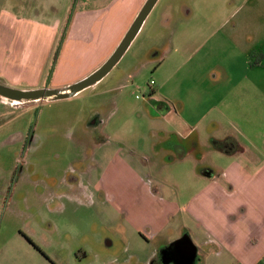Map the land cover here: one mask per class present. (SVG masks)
Wrapping results in <instances>:
<instances>
[{
	"label": "rangeland",
	"instance_id": "374dc122",
	"mask_svg": "<svg viewBox=\"0 0 264 264\" xmlns=\"http://www.w3.org/2000/svg\"><path fill=\"white\" fill-rule=\"evenodd\" d=\"M77 5L83 13L99 11L91 0H79ZM75 7L63 24L51 17L60 10H35L34 30L30 37L29 32L20 37L27 39L23 58L39 66L43 61L29 75L36 82L27 81L24 73L11 74L6 65L9 76L0 78L1 85L17 90L64 88L108 60L127 31L113 48L105 49L110 40H92V28L85 24L94 17L86 16L81 28L72 32ZM211 7L222 9L214 14ZM28 13L17 17L24 19ZM210 15L221 21L233 19L228 30L238 19L264 24V0H160L125 57L96 86L55 102L14 105L0 100V171L5 174L0 178L5 177L2 183L11 180L0 210V264H150L158 249L187 235L182 224L186 229L190 223L179 216L156 234L130 219L144 203L149 213V207L161 200L186 208L198 191V186L195 191L187 183L188 170L172 165L176 154L161 145L158 134L172 126L156 114L148 92L152 81L157 84L153 89L161 86L179 64L182 69L166 85L168 92L198 99L206 91L211 95L218 91L214 85H198L192 73L196 60L172 55V40L179 37L181 42ZM259 32L264 38V25ZM159 52L165 53L166 62L158 70ZM204 56L215 67L240 57V52L237 56L231 48L228 53L209 49ZM14 59L4 56L5 63ZM211 71L209 77L215 74ZM179 78L183 83L178 84ZM225 162L231 161L227 157ZM150 186L153 197L147 194Z\"/></svg>",
	"mask_w": 264,
	"mask_h": 264
},
{
	"label": "crops",
	"instance_id": "0c3cea01",
	"mask_svg": "<svg viewBox=\"0 0 264 264\" xmlns=\"http://www.w3.org/2000/svg\"><path fill=\"white\" fill-rule=\"evenodd\" d=\"M91 1L99 11L83 13L77 9L79 0H0V78L9 76L4 68L7 65L11 74L24 73L27 81L36 82L29 75H33L43 61L39 66L37 61L29 63L23 58L26 56L22 54L23 42L27 39L20 37L28 32L30 37L34 30L35 10H60L59 15L51 17L53 22L63 24L70 8L77 6L72 15V32L81 28L84 21L81 20L86 16L94 17L95 20L85 21L92 28V40L98 37L99 42H104L108 38L110 42L105 49H110L128 31L146 0H108V4H104L107 0ZM211 9L215 14L222 8ZM22 11H29L28 17H17ZM232 21H221L210 15L197 30L192 27L189 33L182 31L190 35L182 36L181 42L177 41L179 37L172 40L173 56L196 60L192 73L198 85H214L218 91L212 95L206 91L198 99H184L179 92H168L166 85L182 69L179 64L172 74L165 76L161 86L150 87L148 92L152 93L154 101L163 104L159 115L172 126L171 130L164 129L158 134L163 139L161 145L176 154L170 159L172 165L186 168L188 185L195 191L198 186V191L186 208H177L161 200L149 207L153 210L150 214L144 203L137 206L130 220L132 224L141 221L144 229L156 234L165 230L175 216L183 222L187 219L190 225L185 229L182 224V229L197 249L195 264H264V58L252 65L251 57L253 53H264V38L259 32L264 24L258 23L261 21L247 24L238 19L228 30ZM19 26L25 30L21 32ZM230 48L237 56L240 52V57L224 66L219 63L213 67L204 59L209 49L228 53ZM4 56L15 59L5 63ZM159 56L158 70L164 68L166 62L165 53L159 52ZM208 56L213 59V55ZM202 69L206 71L201 72ZM209 71L215 74L209 77ZM182 81L179 78L178 84ZM227 157L230 163L225 162ZM0 173L5 176L2 171ZM4 178H0L1 183ZM4 182L0 183V210L4 197L11 190V180ZM152 189L153 186L148 188V197H153ZM146 210L148 214L143 216ZM160 222L163 223L161 227Z\"/></svg>",
	"mask_w": 264,
	"mask_h": 264
},
{
	"label": "water",
	"instance_id": "95a60500",
	"mask_svg": "<svg viewBox=\"0 0 264 264\" xmlns=\"http://www.w3.org/2000/svg\"><path fill=\"white\" fill-rule=\"evenodd\" d=\"M159 0H146L134 22L108 60L86 78L64 88H38L17 90L0 84V100L14 105L40 102H55L76 97L85 90L96 86L104 80L122 61L132 44L142 31L147 19L157 6ZM230 149V148H229ZM170 248H178L185 264H195L197 249L189 236L173 243Z\"/></svg>",
	"mask_w": 264,
	"mask_h": 264
},
{
	"label": "flooded vegetation",
	"instance_id": "af4514ba",
	"mask_svg": "<svg viewBox=\"0 0 264 264\" xmlns=\"http://www.w3.org/2000/svg\"><path fill=\"white\" fill-rule=\"evenodd\" d=\"M162 105L163 104L161 102L155 101L154 110L156 111V114L159 115L162 108H164ZM97 121L98 117L92 121V124H96ZM152 190L155 192L154 187ZM151 264H185V262L184 258L181 256V253L178 251V248H170V246H168L167 248L157 252Z\"/></svg>",
	"mask_w": 264,
	"mask_h": 264
},
{
	"label": "trees",
	"instance_id": "16d2710c",
	"mask_svg": "<svg viewBox=\"0 0 264 264\" xmlns=\"http://www.w3.org/2000/svg\"><path fill=\"white\" fill-rule=\"evenodd\" d=\"M57 57H58V54H56L55 60L57 59ZM251 57L253 60L252 65H256L258 63V61H260L264 58V53H259V54L253 53Z\"/></svg>",
	"mask_w": 264,
	"mask_h": 264
},
{
	"label": "built area",
	"instance_id": "2783aa9c",
	"mask_svg": "<svg viewBox=\"0 0 264 264\" xmlns=\"http://www.w3.org/2000/svg\"><path fill=\"white\" fill-rule=\"evenodd\" d=\"M154 85H155V82L152 81L150 86L153 87Z\"/></svg>",
	"mask_w": 264,
	"mask_h": 264
}]
</instances>
